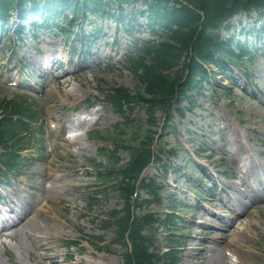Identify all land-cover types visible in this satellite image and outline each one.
I'll list each match as a JSON object with an SVG mask.
<instances>
[{
	"label": "rangeland",
	"instance_id": "374dc122",
	"mask_svg": "<svg viewBox=\"0 0 264 264\" xmlns=\"http://www.w3.org/2000/svg\"><path fill=\"white\" fill-rule=\"evenodd\" d=\"M257 18L255 13L238 14L231 26L221 31L227 38L233 36L234 42L248 40L249 49L254 50L246 64L235 69V82L241 79L238 87L218 75L219 85L228 87L230 96L223 93L224 89H212L195 99V105L183 102L181 105L186 110L183 114H174L173 126L165 131V115L161 111L149 119L143 107L136 105L132 110L127 107V114L131 113L128 120H134L138 127L143 125L150 132L163 133L155 149L162 146V160L167 166L153 165L145 176L158 174L165 179V196L173 198H166L160 206L152 205L150 210L164 218L174 205L175 212L180 214L176 226L181 230L175 233L183 236L185 242L181 264H264V200H256L249 209L239 207L242 202H249L251 194V191L246 193L243 177L261 187L264 183V33L255 37L257 34L250 31L253 27L257 31L264 27V15ZM91 19V26L83 23V31L92 33L100 27L105 34L91 44V54L85 52V47L84 52L71 54L72 38L67 41L68 36L62 37L61 32L56 31L55 36L45 30L40 31L39 37L18 42L20 49L13 60L11 51L3 49L0 53V83L3 84L0 100L27 95L18 80L23 72L19 62L33 70L34 76L28 82L34 83L41 73L38 67L42 63L51 64L53 73H44L38 86L27 87L33 90L28 94L34 100L40 96L41 120L59 124L55 131L47 126L43 128V141L35 142L24 152V156L34 160L24 165L14 183L0 185L1 224L12 227L13 223L11 230L3 232L6 237L0 235V264H125L120 246L113 243V228H104L102 222L107 213L122 208L123 203L114 189L94 179L93 166L112 163L99 154L104 145L89 139V133L94 128L110 130L113 134L108 138L114 142L130 139V130L118 136L124 115L115 110L108 97L119 87L127 88L132 94L139 88L142 91L141 82L125 56L133 40L148 41L150 30L136 32L133 37L107 17ZM138 23L146 24V17H140ZM75 31H79L78 26ZM66 42L67 53L59 54L60 61H64L59 69L58 65H52L54 50L58 47L62 50ZM72 45L80 49L81 43ZM246 69L247 92L242 78L246 76ZM12 83H17V88ZM175 126L181 132L174 130ZM138 132L144 136L142 129ZM173 147L178 148L176 154L169 156ZM193 153L199 156L195 162ZM128 156L122 153V163L128 162ZM201 167L206 173H212L214 180L217 177L219 182H215L224 188L217 190L211 184L216 201L204 196L203 205L191 207L189 204L195 198L188 190H202L194 181L202 173ZM50 174L56 180H49ZM198 180L205 182L202 178ZM235 206L247 212L238 222V218L233 219L236 211L231 209ZM217 213L228 220H219ZM25 217H28L26 223ZM30 219H35L38 225L30 224ZM16 221L19 224L14 226ZM157 233V248L168 249L170 240L164 238L168 231L159 228Z\"/></svg>",
	"mask_w": 264,
	"mask_h": 264
},
{
	"label": "trees",
	"instance_id": "16d2710c",
	"mask_svg": "<svg viewBox=\"0 0 264 264\" xmlns=\"http://www.w3.org/2000/svg\"><path fill=\"white\" fill-rule=\"evenodd\" d=\"M125 4L145 5L146 10L139 11L147 13L149 26L162 30V34L142 42L137 51L127 57L130 68L141 82L142 91L139 88L132 94L128 89L119 87L108 98L116 111L125 114L126 107L140 105L151 118L158 110L170 114L173 102L193 98L191 92L203 95V83L211 87L210 81L220 74L232 80L234 74L231 67L244 65L248 59L247 49L242 44L235 46L232 39H227L220 32L229 28L235 15L264 9V0H0V35L6 34L10 21L14 19L21 24L16 30L19 35L25 32L27 19L42 17L46 18L45 24L58 25L68 9L74 12V20H88L106 12L107 8H115L116 12L112 15L122 22L129 18L132 25L136 14L134 11L125 12ZM18 50L13 48L14 55ZM245 73L249 80L247 69ZM221 89L230 96L228 87L222 86ZM1 110L5 111V116L0 118V147L4 149L0 154V165L11 171L22 162L13 147L30 142L27 137L30 127L24 118L36 120L38 111L27 98L18 95L14 99L0 100ZM13 115L18 117L14 119ZM120 127L118 136L126 135V131L130 130V139L121 140L123 143L111 152L104 150L101 153L118 171L104 174L100 179L114 182L118 175L125 179L115 186L125 206L122 210L108 213L102 221L103 227L116 229L115 242L122 244L127 264H161L162 261L166 264L167 260V264H178L179 252L175 249L160 256L152 248L156 233L147 228V224L155 227L160 220L147 209L133 210L134 184L155 156L152 148L154 136L143 125L138 127L134 120ZM140 129L144 136L139 134ZM93 136L102 138L99 134ZM123 152L129 155L127 166L121 164ZM146 187L147 192H151L149 195L160 202L159 189L152 183ZM168 218L175 222L174 215ZM175 239L176 246L180 245L181 239Z\"/></svg>",
	"mask_w": 264,
	"mask_h": 264
},
{
	"label": "bare ground",
	"instance_id": "6f19581e",
	"mask_svg": "<svg viewBox=\"0 0 264 264\" xmlns=\"http://www.w3.org/2000/svg\"><path fill=\"white\" fill-rule=\"evenodd\" d=\"M27 220H28V217H27L23 222L26 223ZM29 223L32 224V225H35V226L38 225V224H37V221H35V219H30V220H29Z\"/></svg>",
	"mask_w": 264,
	"mask_h": 264
}]
</instances>
